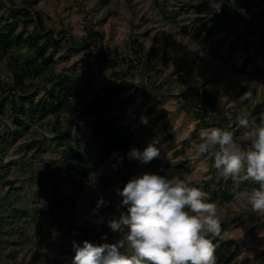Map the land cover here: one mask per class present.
I'll use <instances>...</instances> for the list:
<instances>
[{
    "label": "rangeland",
    "instance_id": "obj_1",
    "mask_svg": "<svg viewBox=\"0 0 264 264\" xmlns=\"http://www.w3.org/2000/svg\"><path fill=\"white\" fill-rule=\"evenodd\" d=\"M202 1L0 0V30L12 24L15 33L26 36L33 32L37 35L32 23L24 26L20 20L15 24L9 11L11 7L27 5L41 12L46 28L58 35L65 31L67 37L76 43L77 48H73L63 38L62 48L49 49V52L53 51L55 62L33 79L38 85L30 92L33 98L49 100V89L57 81L54 75L59 74L73 79L74 88L81 92L80 102L86 104L97 96L112 93L120 85L122 94L112 107L113 115L123 126H130L135 140L139 141L138 150L154 156V159L135 161L124 158L114 148L105 151L94 165L91 182L75 195L76 205L58 211L51 205L50 184L54 177L50 172L68 146L60 135L69 125L70 111L67 108L50 111L40 119L32 120L27 129L16 134L13 116L6 105L5 114L0 116V133L6 132L11 142L4 145V152L0 151V264H147L151 261L154 264H176L192 256V251L187 250L179 259L174 252L166 254L163 248L187 227L190 213L182 217L185 211L164 212L162 220L151 227L147 222V227L138 232L128 225L126 219H120L112 231L118 235V242L107 240L99 251L92 244H82L80 226L88 222L98 225L110 218L97 215V212L110 200L121 202L138 189L151 190L158 197H164L166 202L184 200L191 205L189 194L180 183L186 182L192 187L210 178L225 180L235 166L233 157L240 159V155L247 159V149L264 147V120L258 119L264 115V77L257 73L259 69L264 70V2L211 0L213 13L203 9ZM225 9L229 18L237 16L235 25L229 30L203 25V19L212 16L216 20ZM250 17H253L251 22L248 21ZM90 32L102 33L101 44L105 54L115 59L114 65L92 63L87 47L78 48L86 38L90 39ZM242 33L253 41L247 49L243 46L244 39L238 38ZM38 39L45 41L43 35ZM98 41L92 39L91 49ZM135 50H140L145 58L153 50L156 55L151 58L150 65L153 64L155 70L141 63L131 68L128 57ZM249 54L254 57V63L244 70L243 63ZM10 55L24 61L33 53L30 45L25 43L21 47L13 46ZM39 64V58L33 62V66ZM88 64L92 67L89 68ZM160 70L162 75L156 76ZM11 76L6 59H3L0 61V78L11 81ZM181 78H185V82ZM123 81L124 85L119 84ZM153 84L162 88L157 87L154 94L148 93L146 89L151 91ZM190 85L210 86L216 90L213 109L205 108L208 118L212 119L210 123L197 117L195 110L185 108L195 100L180 98L179 94ZM130 95L132 99L128 97ZM260 103L263 104L262 115H253L255 106ZM230 113L237 115L238 124L234 125L231 117L229 122L226 121V131H238L232 141L243 142L246 146L239 150L240 146L234 142L221 149L216 145L215 149L221 150L222 160L223 156L230 155L231 160L222 163L212 156V145L220 133L216 125L223 122L224 116L230 117ZM94 131L93 118L83 119L72 123L69 137L73 147L83 152L86 161L92 163L101 148ZM121 132L125 138V131ZM33 140L41 142L40 150L34 144L27 153L19 147L33 143ZM111 141L115 140L112 138ZM179 148L183 149L177 152ZM184 155L189 160L191 172L180 177L170 165L185 160ZM101 176L111 179L106 181ZM249 177H252L251 172ZM127 180L130 182L126 186ZM234 194L235 198L228 204L212 200L192 206L191 214L196 215L198 230L221 223L225 230L222 235L227 237L237 231L232 225L234 219L258 211L255 198L260 199L262 195L252 192ZM260 201L264 202L263 196ZM254 214L261 224L264 223L263 210ZM256 227L251 228L245 237L236 239L238 245L222 241L224 255L237 247L231 261L217 262L210 258L200 264H264V249L261 251L255 245L258 238ZM222 235L216 238L212 233L200 241L220 240ZM219 240L215 243L216 248L222 243Z\"/></svg>",
    "mask_w": 264,
    "mask_h": 264
},
{
    "label": "trees",
    "instance_id": "obj_2",
    "mask_svg": "<svg viewBox=\"0 0 264 264\" xmlns=\"http://www.w3.org/2000/svg\"><path fill=\"white\" fill-rule=\"evenodd\" d=\"M107 1V0H106ZM229 3L230 0H227ZM236 1V0H232ZM246 3L249 0H244ZM211 0H203V9L209 12L213 11L210 6ZM264 2V0H263ZM28 4V2H26ZM257 3V2H256ZM261 3V2H259ZM12 4V3H10ZM14 5V4H12ZM185 8V7H184ZM12 12V18L16 21H23V25L27 26L29 24L34 25V29L37 35L33 32L28 33L26 36L23 33H15V25L8 24L3 30H0V61L6 59L7 67L10 69L12 74V80H2L0 78V116L5 114L6 105L12 114V124L14 125V133L20 134L21 130H25L29 127V123L32 120L40 119L43 115L48 112H56L67 108L70 111L69 115V125L66 130L60 135V138L67 143V147L64 150L63 157L60 161H56L55 168L51 170L50 175L54 177V181L50 184L51 186V205L56 207L58 211H65L67 208H73L76 205L75 195L82 192L86 185H88L92 178V174L95 173V164L103 156L104 152H109L112 148L116 149L124 158L128 160H143L147 158L154 159V156L145 150H138L140 146L139 141L135 140L134 134L130 129V126H123L119 123L117 116L113 115V106L121 97V89L119 87L114 88L112 93H106L104 96H97L93 100L89 101L87 104L80 102L79 98L81 96L80 90L76 87L74 88L73 79L70 77L59 74L54 75L57 77L56 83L50 88L49 95L50 99L46 100L40 98L35 100L32 96L31 91H33L38 85L34 83L33 79L39 77L42 73L47 70L52 63H54L53 51L62 48L63 38L67 39L71 46L75 48V42L73 39L68 38L67 32L63 31L59 35L55 33L54 30H50L45 27L44 20L41 12L32 6H24L21 8H10ZM222 15L217 16L214 20L212 16L203 19L204 26L215 25L218 29L221 27L229 30L236 23V18L228 16V11L225 9L221 12ZM264 15V10H262ZM237 15V14H236ZM240 17V16H239ZM228 20L225 22V20ZM253 17L249 18L251 22ZM264 22V21H263ZM43 35L45 41L41 42L38 38ZM38 36V37H37ZM90 39L86 38L82 45L78 46L87 47L89 55L92 57V63L99 62L103 65H114L115 59L111 56L106 55V50L103 46L98 47V42L92 47L90 42L92 39L96 38L99 41L102 39L101 32H90ZM239 39L243 40V46L247 49L253 43L252 40L247 39V34H241L238 36ZM96 41V40H95ZM25 43H28L32 49L33 55L29 59L20 61L10 55L11 48L13 46L21 47ZM77 48V47H76ZM52 49V52H49ZM133 55L128 57L130 62V67L133 68L135 64H147L150 69L155 70V66L150 65V60L152 54L148 56H143L140 50H135ZM40 59L41 64L33 66V62ZM145 60V61H144ZM254 63V57L252 54L246 56L243 63L244 70ZM91 68L92 64H88ZM131 70V69H130ZM162 70L158 71L156 76L162 75ZM260 76L264 77V70H257ZM184 81L183 78H181ZM158 82V80H157ZM156 82V83H157ZM185 82V81H184ZM123 83H119L124 85ZM154 83V82H153ZM162 85V82H159ZM150 85V83L148 84ZM122 87V86H121ZM161 86L151 85L153 88L151 91L147 88L146 91L152 92L154 94L155 90ZM162 88V87H161ZM160 88V89H161ZM180 98L191 97L195 100L192 105H185L187 109L189 107L195 110L194 114L200 117L205 123H210L212 119L208 118V110L205 107L213 109L216 101V91H213L207 87L199 88L194 85L184 89L180 94ZM17 96V97H16ZM16 97V98H15ZM133 98L132 95L128 96ZM263 104H257L255 106L253 115L261 114V109ZM231 116H224L223 122L221 121L216 127L220 130L219 136L216 142L212 145V150L215 151V146L225 147L223 145H228L236 136L239 134L238 131L227 132L226 127L228 125V120L232 117L233 124H238V117L234 113H230ZM262 115V114H261ZM93 118V123L95 124V135L100 140L101 148L98 150L94 162L86 161L83 156V152L75 149L70 143L69 137L72 135V123H77L79 120L91 119ZM260 121L264 120V115L258 118ZM228 121V122H226ZM221 125V123H224ZM10 124L6 123V126ZM226 125V127H225ZM11 126V125H10ZM223 126V127H222ZM239 129V128H238ZM121 131H125V138ZM115 140L112 142L111 140ZM7 142H11L6 135V132L0 133V151L1 153L5 151L4 145ZM89 142V141H88ZM112 143V144H111ZM40 150V144L38 140H33L31 144H21L19 147L21 149L30 150V146L33 145ZM239 150L241 147L246 146L243 142H240ZM248 150V149H247ZM256 151V159L250 161V170H241V167L233 168L230 176L223 180H214L210 178L199 184H194L192 187L188 186V183H180V187L185 188L186 192L189 194V202L191 205L184 200H178L177 202H166L164 197H158L153 194L151 190L138 189L136 193L123 199L121 202H116L110 200L108 204L104 205L99 209L97 215H106L107 217L100 224L86 223L80 226L83 231L82 244L89 245L92 244L93 248L99 251L103 249V244L108 240L114 243L118 242V235L113 234L112 231L116 229L117 223L120 219H126L128 225L135 231L138 232L144 227H147V222L151 227L153 223L158 222L164 218V212H183L182 217H187L190 213V218L187 223V227L181 230L176 236L174 241H168L163 245L166 250V254L175 253L176 256L181 259L185 251H192V256L184 260H179L176 264H200L213 258L217 262L231 261L232 257L236 255L235 247L230 254H222V242L216 248L215 243L218 239L211 241L201 242L200 239L210 234H216V238L223 230L222 224L210 226L207 229L198 230L196 215L192 213V206L198 204H206L209 201L215 200L217 203L222 204L230 202L234 196V191L239 190L240 192L246 191H264L263 180H264V147L256 146L254 148ZM36 151V150H35ZM145 151V152H144ZM216 155V154H215ZM217 156V155H216ZM218 157V156H217ZM217 160L221 161L220 158ZM86 161V163H85ZM189 160H182L175 165L171 164L170 168L173 172L180 174H187L190 172L188 166ZM249 172L252 173V177H249ZM102 179H111L105 176H101ZM115 179H113L114 181ZM125 185L127 186L130 180ZM70 187V188H69ZM72 191V192H70ZM133 216V218H130ZM143 256L140 257L142 259ZM147 264H154L153 261L147 262Z\"/></svg>",
    "mask_w": 264,
    "mask_h": 264
},
{
    "label": "crops",
    "instance_id": "obj_3",
    "mask_svg": "<svg viewBox=\"0 0 264 264\" xmlns=\"http://www.w3.org/2000/svg\"><path fill=\"white\" fill-rule=\"evenodd\" d=\"M150 53L152 54V57H155V53L153 52V50H151L150 51ZM183 79H185V78H183ZM182 81V80H181ZM207 88H209V89H211V90H213V91H216V90H214L212 87H210V86H206ZM233 122V121H232ZM217 126V125H216ZM217 128V127H216ZM234 139V138H233ZM232 142H234V141H231L230 143H232ZM185 143V142H184ZM215 143V142H214ZM234 144H237V146H239V144L240 143H238V142H234ZM235 146V145H234ZM220 148L221 149V147L220 146H217V148ZM183 148H179V149H177L176 151L177 152H179L180 150H182ZM237 149V147H235V150ZM239 149V148H238ZM244 150H246V149H244ZM221 152V150L220 151H217V150H215V151H213L212 150V156H214V158L216 157V158H220V160H221V162L222 163H224L226 160H231L230 159V155H228V156H223L224 158H223V160H222V156H220V153ZM251 152H252V154H253V156H254V159H256V157H257V155H256V151L254 150V149H251ZM218 156H216V155ZM185 156L186 155H184V159H187V158H185ZM234 159H236L235 161H233L234 163H233V165H235L234 166V168H236L237 166H241V167H245L246 168V166H247V164H245L244 162H243V160L244 159H242L241 158V156L239 155V158L240 159H242V161H239L240 159H238L237 157H233ZM216 160V159H215ZM237 162H238V164H237ZM241 162H242V164H241ZM237 164V165H236ZM241 164V165H240ZM188 166H189V168H190V172H191V166H190V163L188 162ZM211 167H214V164H212L211 165ZM245 168H243V169H245ZM232 170V169H231ZM189 172V173H190ZM189 173H187V174H189ZM180 175V174H179ZM183 175H186L185 173L184 174H182L181 176H183ZM236 192H239V193H243V192H240L239 190H236V191H234V193H236ZM246 192H252V193H254L255 195H257V194H259L260 196L262 195L263 197H264V191H258V192H254V191H246ZM262 196H261V198H262ZM235 198V194H234V196H233V198H232V200ZM260 198V199H261ZM260 199L259 198H255V200H256V202H255V205H256V208H257V210L258 211H255V212H253L252 214H250V215H246V216H244V217H242V218H237V219H234V222H233V227H234V229H237V231H235V234H232V235H230V236H227V237H223V235L222 234H224V232H225V230H224V228H223V230L221 231V233L219 234V235H222L221 237H220V240H221V242L222 241H225V243H227V241H229L230 243H233V245H238V242H237V240L236 239H238V238H240V237H245L246 236V234L249 232V230H251V228H253L254 226H256L257 225V227H256V229L255 230H257L258 229V238H257V240H256V246H258L259 248H260V250L262 251L263 249H264V223H260V221H259V219H258V217L257 216H253V214L254 215H256V212H259V211H264V202H261L260 201ZM231 200V201H232ZM230 201V202H231ZM229 202H226V203H222V205L223 204H228ZM245 205V204H244ZM254 205V206H255ZM255 208V207H254ZM239 211H240V209H239ZM257 215H258V213H257ZM223 223H226V222H223ZM219 225H221V223H219ZM228 226V225H227ZM222 227H223V225H222ZM228 229V228H227ZM227 239V240H226ZM219 240V239H218ZM219 240V241H220ZM234 247H236V246H234ZM230 248V247H229Z\"/></svg>",
    "mask_w": 264,
    "mask_h": 264
},
{
    "label": "clouds",
    "instance_id": "obj_4",
    "mask_svg": "<svg viewBox=\"0 0 264 264\" xmlns=\"http://www.w3.org/2000/svg\"><path fill=\"white\" fill-rule=\"evenodd\" d=\"M101 45H102V44H101V41H98V47L101 46ZM159 82H160V81H159ZM205 108H208V109H209V107H205ZM246 154H247L246 158H247L248 160H247V159H244L243 161L245 162V164H247L246 169L250 170V166H249V165H250V161H249V160H250V159L253 160V157H254V156H253V154H251V149H248L247 152H246ZM250 155H251V158H250ZM245 160H246V161H245ZM232 170H233V169H232ZM262 186L264 187V180H263V185H262Z\"/></svg>",
    "mask_w": 264,
    "mask_h": 264
}]
</instances>
